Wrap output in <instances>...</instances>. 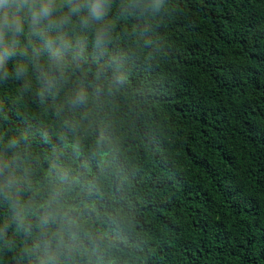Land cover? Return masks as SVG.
Instances as JSON below:
<instances>
[{"label": "trees", "instance_id": "1", "mask_svg": "<svg viewBox=\"0 0 264 264\" xmlns=\"http://www.w3.org/2000/svg\"><path fill=\"white\" fill-rule=\"evenodd\" d=\"M46 2L0 0V264H264V0Z\"/></svg>", "mask_w": 264, "mask_h": 264}, {"label": "clouds", "instance_id": "2", "mask_svg": "<svg viewBox=\"0 0 264 264\" xmlns=\"http://www.w3.org/2000/svg\"><path fill=\"white\" fill-rule=\"evenodd\" d=\"M107 0H92V6L88 10L89 16L94 19H100L101 13L103 11V6L106 4ZM156 3L159 4L160 0H156ZM51 0H47V2L42 7H33L31 8V12L34 16L42 15L48 16L50 15V7ZM18 30V29H17ZM85 99L82 93L77 95L76 101L83 102Z\"/></svg>", "mask_w": 264, "mask_h": 264}]
</instances>
